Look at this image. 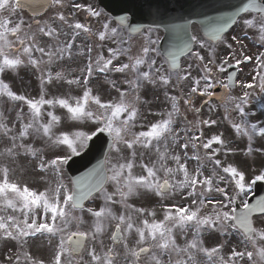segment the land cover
Instances as JSON below:
<instances>
[{
  "label": "snow or ice",
  "instance_id": "6c2138e0",
  "mask_svg": "<svg viewBox=\"0 0 264 264\" xmlns=\"http://www.w3.org/2000/svg\"><path fill=\"white\" fill-rule=\"evenodd\" d=\"M63 7V0H0V75L7 70H17L25 61L22 56H27L28 63L39 66L40 60L33 57V52H40L42 55L49 57V62L55 54L52 51H45L43 47L36 44L35 35H29L24 29L25 21L21 17L16 22H13L11 17L16 16L18 12L25 7H29L33 11L34 17L40 15V8L47 10L51 7ZM77 9L84 8L81 4H76ZM90 17L99 20L104 14L99 9L88 7L86 9ZM240 13L257 14L253 18H244L242 23L249 29H254L259 33V38L264 42V0H247L235 14L224 16L219 20L214 21L210 26L205 28V35L208 39L215 42L224 41V33L233 24L238 22ZM57 19L68 23V19L61 13L57 14ZM34 23L37 25L40 33L49 37H58L59 33L54 27L47 23H41L40 20L35 19ZM134 20L128 17H120L117 25L112 26L111 21H106L102 24V28L97 35L100 41L106 39H113L114 42L120 43L118 39L121 36V30L127 29L131 33L140 31L133 28ZM31 24L28 25L30 29ZM69 27L74 30L72 41L67 42L63 47L57 51L61 58L65 54L69 57L72 55V48L75 42V37L83 33L93 34L89 25L75 22L69 24ZM167 31L173 35L174 43L179 41L178 50L170 51L166 63L169 65L167 72L163 70V65L156 67L157 61L152 59L151 54L155 52L159 55V50L151 47L157 41L149 38L148 45L142 46L140 54L133 57L128 55L131 48L118 47L110 48L109 58L99 55L95 61L96 70L106 72L114 70L116 72H125L131 70L136 74L134 80L129 81L133 89L140 87L141 81H148L155 83L156 79L164 85L170 84L173 75H175L176 82L187 81L191 77L192 86L186 98H183V103L190 107V110L199 112V109L192 108L193 96H207L209 99L205 102L211 103V98L214 93L209 91L215 87L214 65L220 73H225L232 64L229 63L230 57H225L219 64L215 62L214 47L204 41L197 40L196 36L188 37L187 28L184 25L173 24L169 26ZM236 40V37H232ZM239 41H237L238 43ZM128 43V41H123ZM199 44L201 49L207 48L213 54V58L205 62V57L199 52L193 51V44ZM228 48H232V44H227ZM89 54V62L87 65V75L91 77L93 73V63L90 58L92 49H87ZM189 54L200 61V70L203 75L200 77L191 76V66L188 69H181L180 56ZM83 55V52H81ZM120 55H128L130 63H122L119 67L113 68V60ZM253 57L244 55L237 58L235 67L240 68V65L245 61H251ZM257 64L256 75L253 77L252 83L240 82V85L246 89L239 97L228 96L227 102L233 104V110L239 113L241 120L232 122V127L238 135L246 136L248 140L247 151L251 154L253 149V140L255 136L264 137V126L251 123L249 116L254 113H249L246 108L250 106L251 97L256 90L264 94V53L255 57ZM142 65H147V71H140ZM61 73H57L56 79H62ZM52 75L49 73L48 82L51 83ZM43 82V78H42ZM69 84L81 83L80 80H68ZM84 85L88 84V80L84 79ZM235 73L228 75L227 82L221 81V85L226 90H231L236 86ZM252 90V91H248ZM128 93L121 92L118 102H103L98 95H93L92 89L86 87L82 97L71 98L74 103H70L69 99L54 98L45 99L42 94L38 100L29 99L23 95H18L11 90L10 86L0 79V98L6 97L10 101H23L30 110V120L23 125L19 136L12 135V147L6 148L5 153L0 155H8L15 157L18 153L17 148L25 149L26 154H31L33 157L37 155L38 150H34L31 146H25L22 142L17 144L16 141L23 140L29 135V130L32 129L38 134L46 137L49 141L56 145H66L70 150L68 155L58 157L49 162L40 161L39 167L41 171H47L48 168H53L58 177L56 186L48 188L44 191H37L31 189L27 184H21L18 181L10 180V169L7 165H0V211L5 214L0 215V239H8L17 241L21 246L26 242L28 237H34L37 234H47L49 238L59 237L52 264H77L75 257L81 255L87 247V241L97 240L102 236L107 228L108 222H115V231L111 236L113 244L111 247L100 254L97 253L95 247L88 249L90 256V264H117L119 252L116 251L117 245H122L125 250V260L128 264L130 257V264H141L144 257H147V264H165L162 259L163 256L169 257L168 264H171V256L176 255L175 264H200L196 258V254L203 253L212 260L213 257H219V264H238L245 256L252 260L254 253L252 251H236L232 250L231 256L225 260L223 256L219 255L220 248L212 247L206 248L200 238L202 229H212L217 231H224L232 228L240 233L247 241L251 242L256 248L255 255L259 257L261 264H264V246L257 247V241H264V230H257L253 226V215H264V197H261L255 204L248 202V196L253 192V185L258 181L264 182V171H259L254 178L248 179L246 174L238 170V167L231 164L222 167L225 176H219L216 168L221 167V161L214 159L218 155L220 149H212L211 155L208 159L212 160L215 168L211 175L205 176L203 172L197 167L193 172H190L186 163L182 162L180 155H171L170 159L175 162V167L167 166V159L169 153L167 150V143L164 144V151H161L159 145L161 141H166L169 136L172 137L173 142L176 141L178 134L174 133L172 125L175 123V117L180 114V98L171 96L172 110L166 113L167 118L153 123L148 130L134 132L135 121L138 115L136 102L139 101V96L135 95L133 100L127 99ZM223 100L224 97H221ZM97 106L98 111H93L89 105ZM67 110L71 119L75 121H93L96 125L93 133L84 131H76L69 135L68 133H61L55 135L53 133L54 126L59 123V117L52 112L47 115L51 119L47 123H42V108L44 105L54 107L56 105ZM261 107H264L262 105ZM228 111L226 107V112ZM22 113V110H21ZM23 120V115L18 116ZM215 120H202L198 124L214 125ZM0 132L8 135L12 129L8 128L3 122V116L0 114ZM102 134H107L111 138L109 144V152L117 154L122 152L123 148L131 150V158L127 162H119L110 164V157L106 156L105 160L84 175L77 177L72 182V187L69 188L63 183L61 176L63 166L69 163L72 156H79L82 151L88 148L89 141L102 139ZM203 133L201 132V136ZM201 136H191L186 142L181 145L185 150L191 144L193 149L197 152L200 148L205 150L212 148L213 144L223 147L225 141L220 135H214L206 142L201 139ZM199 142V143H197ZM142 147L145 149L155 148L158 153L157 161L149 166L142 164L146 175L136 176L133 174L135 167L136 148ZM257 151L259 149H256ZM193 159L199 161L200 156L194 155ZM122 159V157H121ZM164 173V178L161 181L159 173ZM110 173V174H109ZM177 174H182V179L176 180ZM171 178V179H170ZM227 180L233 187V192L229 193L224 187L220 186V181ZM111 182L115 187V192H108L106 190V183ZM138 189H145L154 192L160 196L161 199L176 193H183L187 189V196L192 198V205L189 206H172L169 207L164 214L162 221L155 220V212L148 213L153 219L149 221L144 219L142 226L137 225L131 215H116L110 205L120 203L125 207H129L126 201L129 197L137 194ZM199 189V191H198ZM219 193L222 199L216 201V205L212 209L211 215H201V210L204 208L205 202L198 197H204L206 193ZM99 193L104 200V205L98 210L91 207L85 209L84 201ZM119 197V201L114 199ZM209 204L212 200L209 199ZM193 205L195 207H193ZM239 207V210H238ZM13 213H20V216L7 214V210ZM37 209L42 210V215L37 214ZM79 210L80 212L87 211L94 217L91 229L88 231L81 230L80 226L85 223L82 216H75L73 212ZM134 211L144 214L145 210L142 208ZM22 217V218H21ZM75 224L76 230H71L72 225ZM194 228L195 233L190 241H186L184 246L177 243L175 230L180 229L181 233H186L189 228ZM135 232L138 239L136 247L130 248L127 243L126 236ZM103 246V241H100ZM154 249L158 251H154ZM24 264H43L42 261L35 260L29 253H23ZM14 264H21L19 257ZM255 264V262H254Z\"/></svg>",
  "mask_w": 264,
  "mask_h": 264
},
{
  "label": "rangeland",
  "instance_id": "374dc122",
  "mask_svg": "<svg viewBox=\"0 0 264 264\" xmlns=\"http://www.w3.org/2000/svg\"><path fill=\"white\" fill-rule=\"evenodd\" d=\"M82 3L84 4V7L96 8L93 5L95 3L94 1L85 0ZM58 13L60 12L52 10L39 18L42 24L47 23L54 27L59 33L58 37L46 36L39 32L38 27L32 26L29 29L28 25H32V20L27 19L23 15L11 17L13 22H16L22 17L25 21V31H27L30 36L35 35L36 44L39 47H43L46 52L50 50L55 53L49 62V57L47 55H42L40 52L34 51L33 57L40 60L39 66H34L28 63L27 56H22V59H24L25 63L20 69L18 68L14 71L7 70L5 73L0 75V77H4L3 81L10 86L12 91L29 99L38 100L41 96V93H43V95H45V99L65 98L69 99L70 103H74V100L71 98L82 97L86 87L91 88L93 95H98L103 102H118L121 92L128 93L127 99L129 101L133 100L135 95H138L140 99L138 102H136L138 115L135 121L136 126L133 128L134 132L148 130V128L153 123L167 118L166 113L171 110V101H164L162 103L155 102L157 104L156 105L153 103V100L150 99L151 96H154V93L159 95L160 91L164 89L162 86H159L162 84V82H160L158 78L156 79L155 83H150L148 81H143L140 83V90H138V92L130 91L128 90L127 86L122 85L120 89L115 88L112 90L110 88L113 86L108 88L107 83H102L101 86L100 80H104L106 76L101 75L104 72L96 70L95 65V61L99 55L109 58L110 48L115 49L118 47H130L131 52L128 55L135 57L141 53L142 46L148 45L149 38L152 39L156 33H146V35L142 34L136 38H127L121 34V39L120 37L118 38L120 43L114 42L113 39H106L102 42L98 39L95 33H98L101 30L102 24L104 22L110 21L108 18L102 16L99 20L92 17L86 19L83 14L76 15L74 13H61L68 19V23H64L63 21H60L56 18ZM247 18L250 19L251 17ZM75 22L89 25L93 34L90 35L81 31V34L75 37V42L71 50V57L65 54L63 58H61L57 50L63 47L67 42L72 41L74 30L69 27V24ZM242 25V21L238 22L236 26L229 32V35L225 38L226 42L213 46L214 58L217 64H219L225 57L231 58L229 60L230 64L235 63L237 58L242 59L244 55L253 57L250 63L241 64L242 79L238 81V89L231 94L233 97H239L244 91H246V89L240 85L241 81L245 83L253 82V77L256 75V70L258 67L255 63V57L261 53H264V42L260 40L259 36L256 35V32L253 29H248ZM112 26L114 27L113 24ZM192 30L194 36L197 37V40L202 41L197 28L193 27ZM244 34L247 35L250 40L245 39L242 36ZM233 36L236 37V40L232 39ZM123 41H128V43H123ZM237 41L239 42L237 43ZM227 44H232L233 47L230 49L227 47ZM151 47H153V45H151ZM88 48L92 49V56L90 58L93 63V70H95L91 77H88L87 75V65L89 62V54L87 51ZM81 52H83V55ZM194 52H199L202 56H204L205 62L213 58V54L210 53L207 48L201 49L199 44L196 43ZM128 55H120L118 59H115L114 65L120 66L122 63H130ZM200 63V61L191 55V57L188 59V62H186L184 69H188L189 66H191V76L198 78L203 75V72L199 67ZM161 65H163V70L166 72L164 61L159 60L156 64V67H160ZM209 67H213L215 77L214 80H216L217 77H222L225 81L227 72L220 73L218 69H216L214 65L211 64ZM143 69L144 67L141 66L140 70ZM125 72H128L131 75L133 73L131 70H127ZM49 73L52 75L51 83L48 82ZM57 73H61L63 78L56 79ZM105 73L109 72L106 71ZM84 79L88 80L87 85H84ZM68 80H80L81 83L79 85L69 84L67 83ZM172 80L177 89L176 92L174 89H170V95L174 94L173 96L178 98L180 95H182L184 98H186L190 91V87L192 86L191 77L187 81L180 82L179 86H177L178 83L176 82V78H172ZM209 91H211V89H209ZM141 98L147 100L145 107L142 106V109H140L139 105L142 101ZM262 105H264V94H261L258 92V90H256L255 94L251 97L250 106L246 108V111L249 113H254V115H250L248 118L249 120L264 126V107H261ZM89 107L93 111H98L97 106L94 104L90 103ZM226 107L228 109L227 112ZM207 109L210 113L206 115L205 119L215 120L216 123L214 125L203 126V124H198V121L194 124V122L190 121L189 119H186L185 121L184 117L175 118V123L172 125V128L174 133L178 134L176 141L173 142L172 137L169 136L166 141H161L159 145L161 151H164V144L165 142L167 143V150L169 153L167 166L174 168L176 165L175 162L170 159V156L180 155L182 157V162L186 163L190 172H193L197 167H199L205 176L211 175L215 165L206 160L205 155L209 156L212 153V149L219 148L220 151L218 155L214 157V159H219L221 161V167L216 168V172L219 176L227 177V174L223 173L222 167L229 164L238 167V170L243 171L249 180L254 178V176L259 171H264V137H254L252 145L254 151L249 154L247 151V137L238 135L232 127V122L238 123L241 120L239 113L233 110V104L230 102H226L221 105L213 104L210 107H207ZM41 111L42 116L47 115V113L50 111L60 118L59 123H57L53 128V133L55 135H60L61 133H68L71 135L76 131H84L88 133H93L95 131L96 125L93 121H75L71 119L67 110L60 107L58 104L54 107L46 105V107L44 106ZM0 114H2L3 122L7 125V127L12 129V132L8 135H4L2 132H0V153H5L6 148L12 147V140L10 137L12 135L19 136V133L23 129V125L27 124L30 120V113L28 106L23 101L3 100L0 102ZM21 114L23 115V120L18 118V116ZM157 118L159 119L157 120ZM195 119L198 120V116L196 114ZM48 121L49 120H47L46 123ZM183 131L185 132L187 139L194 135L201 136L202 132L203 135L201 136V139L205 142L214 135H220L225 141V145L221 147L220 145L213 144L212 148L207 150L200 148L197 152V150L193 149L191 144H189V148L187 150L188 152H182L180 151V147L183 145L181 140V133ZM39 138L43 139V141L39 140ZM21 142L25 146H31V148L34 150H38L37 155L33 157L31 154H26L25 149L21 148L15 149V151L18 153L15 157H9L6 154L0 155V165H7L10 169V180L18 181L21 184H27L31 189L37 191H44L48 188H54L58 180L54 169L48 168L47 171H41L39 167L40 161L43 160L45 162H49L53 159H57L58 157H63L68 155L70 150L66 145L53 144L46 137L42 136V134H38L32 129L29 130V135L26 138H24L22 141L19 139L16 141L17 144ZM256 149L259 150L257 151ZM122 152H124V154L121 153V155H119L117 153H113L109 156L110 165L116 161L118 163L127 162V160L131 158V150L123 148ZM187 154H189L191 157L190 161L187 160ZM194 155H199L200 160L197 161L193 159L192 157ZM157 159L158 153L154 147L145 149L138 146L136 148L135 167L133 168V174L136 176L146 175L141 165L147 164L151 166L157 161ZM65 174L66 173L63 166V170L59 179H62L65 185H70V182H67ZM159 176L162 181L164 178V173L160 172ZM182 178V174H177L175 177L176 180H180ZM220 186L224 187L229 193L233 192V187L227 182V180L220 181ZM187 191L188 190L185 189L183 193L178 192L175 195H169L161 199V197L156 195L154 192L147 191L145 189H138L137 194L127 199L126 204L129 205V207H125L123 204L116 203L113 204V211L116 215H131L134 222L140 226H142V221L144 219H148L149 221L153 219L152 216L148 215V213L151 212H155L156 221H162L164 219L165 211L169 207L192 205V198L187 196ZM109 192H115V190L113 191L110 187ZM198 198L203 199L206 205L204 208H202L201 215H211L212 209L217 206L216 201L222 199L220 194L214 191L212 193H206L204 197ZM114 199L119 201L120 198L117 196ZM209 199L212 200L211 204L208 203ZM101 206V200L99 199V196H97L92 199L84 208L87 209L91 207L98 210ZM193 207L195 206L193 205ZM139 208L145 210L143 215L134 211L135 209ZM36 211L38 215H42V210L37 209ZM3 214L5 213L0 211V215ZM7 214L20 216V213H13L10 209L7 210ZM73 215L83 217L85 223L80 226L81 230L88 231L91 229L90 223L92 222L91 220L93 217L90 216L87 211H75L73 212ZM254 226L258 231L264 230V217L255 219ZM76 227L77 226L73 224L71 230H76ZM114 227L115 222H108L107 228L102 236L98 237L95 241H88V249L95 247L98 254L107 251V249L112 246L110 239L111 232ZM193 229L194 228L190 227L188 231H193ZM186 233L182 234L180 229L175 230L174 234L176 236L177 243L180 246H184L186 241H190L193 238V233ZM200 238L204 247L220 248L219 255L223 256L225 260H228V258L231 256L232 250L235 249L236 251H252L254 253L252 260H249L247 256H245L243 260L238 262V264H254V262L255 264H261L259 257L255 255L256 248L253 247L252 243L244 239L240 233L232 228H228L224 231L202 229ZM126 239L130 248L136 247V241L138 237L135 232L128 234ZM58 240L59 237L49 238L47 234H37L34 237H28L26 242L21 246V244L17 241L0 239V264H14L18 257L21 264H24L23 253L25 252L29 253L35 260L42 261L43 264H48L49 260L46 257L47 249L52 247L53 254L55 251L54 248L57 247ZM101 240L103 241V246H101ZM260 246H264V241H257V247ZM88 249L86 252H88ZM116 251L119 252L117 264H126L125 250L123 246L116 248ZM154 251L158 250L154 249ZM86 255H88V253ZM176 258V255L173 253L171 256V264H175ZM196 258L200 264H219L218 256H215L212 258V260H209V258L203 253H198L196 254ZM162 259L165 261V264H168L169 257L167 255L163 256ZM130 260L131 258L129 257L128 262H130ZM147 260V257L143 258V262H146V264Z\"/></svg>",
  "mask_w": 264,
  "mask_h": 264
},
{
  "label": "water",
  "instance_id": "95a60500",
  "mask_svg": "<svg viewBox=\"0 0 264 264\" xmlns=\"http://www.w3.org/2000/svg\"><path fill=\"white\" fill-rule=\"evenodd\" d=\"M246 2L247 0H124L123 4L119 6L128 10V14L119 15L110 4L101 0L103 7L117 22L120 17L129 16L131 20L135 21L132 24L133 28L142 30L150 26L164 29L165 37L160 49L166 58L170 51L178 50L180 44L179 41L174 43L172 33L166 30L169 26L173 24L186 26L188 33L186 38L190 39L189 27L192 22H197L202 34L208 38L205 35L206 27L221 17L235 14L239 7ZM108 146L109 137L107 134H102V139L99 140L94 136L93 140L89 142L87 151L72 158L67 164L73 181L100 165Z\"/></svg>",
  "mask_w": 264,
  "mask_h": 264
},
{
  "label": "flooded vegetation",
  "instance_id": "af4514ba",
  "mask_svg": "<svg viewBox=\"0 0 264 264\" xmlns=\"http://www.w3.org/2000/svg\"><path fill=\"white\" fill-rule=\"evenodd\" d=\"M83 1H85V0H63V3H64V6L61 8V7H51V8H49L43 15H45V14H47L48 12H50V11H52V10H54V11H58V12H60V13H67V14H76V15H80V14H83L85 17H86V19H89V14L87 13V11H86V9H87V7H84V8H81V9H77L76 7H75V5L76 4H81V5H84L82 2ZM88 1H94L95 3L93 4L96 8H94V9H99L98 8V6H97V0H88ZM100 10V9H99ZM19 15H23V16H25L27 19H33V21L36 19V18H34V17H32L28 12H26V11H24V10H22V11H20V12H18L17 13V15L16 16H19ZM66 15V14H65ZM250 14H246V15H244L243 17H241V19H243V18H247L248 16H249ZM156 37H154L153 39H151V40H154V41H157V43H159V39H158V34H156L155 35ZM242 77V75H241V72H238L237 73V77H236V81H237V84H238V81L240 80V79H242L241 78ZM215 78V77H214ZM221 81H223V82H227V78L225 79V81H224V79L222 78V77H217L216 78V80H215V86H219V87H221V92H220V94H219V97H220V100H219V102H216L215 100H213V99H211V103L210 104H207V103H205L209 98L207 97V96H199V95H194L193 96V101H194V103H193V105L191 106L192 108H197V109H199V112L201 113L202 112V110L203 111H205L206 113L208 112V109H207V107H210L211 105H213V104H215V103H217V104H223V103H226L227 102V97L228 96H232L231 94L233 93V92H235L237 89H238V86H237V84H236V87L235 88H232L230 91L229 90H226V89H224L223 88V86L221 85ZM212 90H213V88L211 89V92H212ZM221 97H224V99L222 100L221 99ZM182 99V100H181ZM180 112L182 113V115L186 118V119H188V118H190V121H191V119H192V117H193V112H194V114H195V112L196 111H192V110H190V107L188 106V105H185L184 103H183V97H181L180 98ZM208 114V113H207ZM250 117V116H249ZM251 123H255L254 121H251V120H249ZM193 122H195V120L193 121ZM258 136V135H257ZM257 136H255V138L257 137ZM78 260H79V262H80V264H90V260H91V258H90V256L88 257V258H86L85 259V257L83 256L82 258H80V257H78Z\"/></svg>",
  "mask_w": 264,
  "mask_h": 264
}]
</instances>
